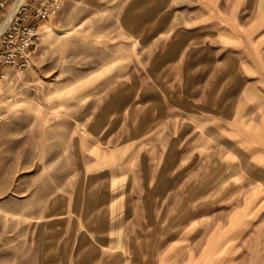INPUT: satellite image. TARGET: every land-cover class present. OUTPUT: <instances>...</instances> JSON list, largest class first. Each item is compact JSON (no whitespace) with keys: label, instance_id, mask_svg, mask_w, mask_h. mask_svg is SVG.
I'll use <instances>...</instances> for the list:
<instances>
[{"label":"crops","instance_id":"1","mask_svg":"<svg viewBox=\"0 0 264 264\" xmlns=\"http://www.w3.org/2000/svg\"><path fill=\"white\" fill-rule=\"evenodd\" d=\"M119 2L130 54H150L98 116H119L108 127L125 161L85 165L104 173L92 179L102 182L96 193L87 186L81 225L64 227L79 186L64 194L44 174L23 192L24 204H38L8 212L30 221L22 264H264V66L234 52L233 29H219L234 27V3ZM179 187V206L158 226L160 196L169 203ZM138 203L150 226L134 225Z\"/></svg>","mask_w":264,"mask_h":264},{"label":"rangeland","instance_id":"2","mask_svg":"<svg viewBox=\"0 0 264 264\" xmlns=\"http://www.w3.org/2000/svg\"><path fill=\"white\" fill-rule=\"evenodd\" d=\"M230 1L222 0L224 11ZM232 2L234 27L219 29H233L234 52L245 54L254 66H264V0ZM61 5V10L40 22L30 66L10 71L9 78L0 80V109L8 116L0 121V264H22L23 237L30 221L8 212L21 214L24 206L29 210L38 204L34 200L24 204L22 196L34 186L37 190L44 174L47 179H61L64 194L79 186L73 212L64 211V227L72 220L74 225L87 221V186L96 193L94 188L102 182L92 179L102 178L104 172L85 165L125 161V155L112 152L120 142L119 131L109 134L108 126L118 115H108L105 123L98 122V116L111 94L150 56L130 54L135 45L119 26V0H61ZM125 45L122 51L127 54H117ZM10 96L13 100L8 102ZM182 190L175 188L169 203L160 196L158 226L166 225L167 210L177 209ZM138 206L141 212L134 225L150 226L144 204Z\"/></svg>","mask_w":264,"mask_h":264},{"label":"built area","instance_id":"3","mask_svg":"<svg viewBox=\"0 0 264 264\" xmlns=\"http://www.w3.org/2000/svg\"><path fill=\"white\" fill-rule=\"evenodd\" d=\"M61 0H0V8L8 9L2 22L11 18L0 32V80L9 78L10 71H23L30 66V55L40 39V22L55 14ZM8 102L13 97H8ZM8 120L0 109V121Z\"/></svg>","mask_w":264,"mask_h":264},{"label":"bare ground","instance_id":"4","mask_svg":"<svg viewBox=\"0 0 264 264\" xmlns=\"http://www.w3.org/2000/svg\"><path fill=\"white\" fill-rule=\"evenodd\" d=\"M9 20H10V18L7 19L4 23H2V25L0 26V32L2 31V29H4V27L6 26V24L8 23Z\"/></svg>","mask_w":264,"mask_h":264}]
</instances>
